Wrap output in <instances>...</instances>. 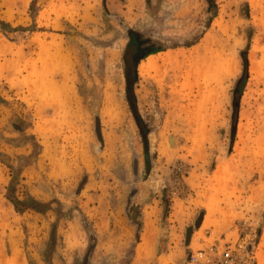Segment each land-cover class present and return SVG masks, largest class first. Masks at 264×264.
I'll return each mask as SVG.
<instances>
[{"label":"rangeland","instance_id":"374dc122","mask_svg":"<svg viewBox=\"0 0 264 264\" xmlns=\"http://www.w3.org/2000/svg\"><path fill=\"white\" fill-rule=\"evenodd\" d=\"M215 2L207 26L205 0H0V264H190L215 240L264 264V0ZM131 34L167 47L136 113Z\"/></svg>","mask_w":264,"mask_h":264},{"label":"trees","instance_id":"16d2710c","mask_svg":"<svg viewBox=\"0 0 264 264\" xmlns=\"http://www.w3.org/2000/svg\"><path fill=\"white\" fill-rule=\"evenodd\" d=\"M205 3L207 5V12L211 14V16L208 18V23H207V26H209L211 19L216 15L217 6L215 0H205ZM194 43L195 42H191L186 46H191ZM165 49H167V47L165 46L144 48L142 39L138 38L136 34H131L129 38V42L127 43L122 55V70H123V76L125 82V96L131 106V109L135 113H136V108H135V96L133 89H134V85L138 81V71H137L138 64L141 60H143L147 56L159 53L161 51H164ZM241 57L243 61L242 75L240 76V78H238L235 88L233 90L234 116L238 107V98L240 97L243 85L248 78L247 52L243 51L241 53ZM4 101L5 100L0 96V103H3ZM144 147H145L146 161L148 163L147 154H146L147 141H145ZM8 200L14 207L15 212L17 213H22L25 210H34L37 212H43L47 206L44 203L37 202L31 197H28L26 200H22V201L9 197ZM34 204L36 206H34Z\"/></svg>","mask_w":264,"mask_h":264},{"label":"built area","instance_id":"2783aa9c","mask_svg":"<svg viewBox=\"0 0 264 264\" xmlns=\"http://www.w3.org/2000/svg\"><path fill=\"white\" fill-rule=\"evenodd\" d=\"M190 264H256L254 252L242 243L215 240L204 248L191 251Z\"/></svg>","mask_w":264,"mask_h":264},{"label":"bare ground","instance_id":"6f19581e","mask_svg":"<svg viewBox=\"0 0 264 264\" xmlns=\"http://www.w3.org/2000/svg\"><path fill=\"white\" fill-rule=\"evenodd\" d=\"M27 1L28 0H23V2L24 3H27ZM155 67V63H154V60L152 59V56H148L147 58H146V60L144 61V62H142L140 65H139V70L141 71V72H146V71H149L150 69H153ZM115 111H116V109H115ZM119 112V111H118ZM110 113H112V112H110ZM117 114L118 113H116V112H114L113 113V116L116 118V116H117ZM3 215V214H2ZM5 215V214H4ZM3 217V216H2ZM7 217V216H6ZM4 224V223H3ZM2 224V226H0V230H1V232L0 233H2L6 228H7V226L6 225H3ZM73 229V228H72ZM74 231L72 230V232H71V235H73L74 233H73ZM2 254V253H1ZM18 261V260H17ZM17 261H16V258H13L11 261H10V264H18L17 263ZM7 263V262H6Z\"/></svg>","mask_w":264,"mask_h":264},{"label":"water","instance_id":"95a60500","mask_svg":"<svg viewBox=\"0 0 264 264\" xmlns=\"http://www.w3.org/2000/svg\"><path fill=\"white\" fill-rule=\"evenodd\" d=\"M95 132L97 133V136L101 139V136H100V127H99V120L96 119V123H95ZM202 219V218H201ZM200 219V221H201ZM191 231L192 229L191 228H188L187 229V234H186V242H189V239H190V235H191Z\"/></svg>","mask_w":264,"mask_h":264}]
</instances>
